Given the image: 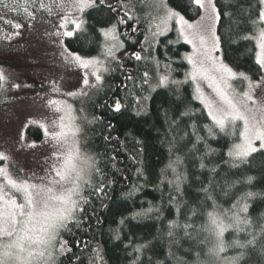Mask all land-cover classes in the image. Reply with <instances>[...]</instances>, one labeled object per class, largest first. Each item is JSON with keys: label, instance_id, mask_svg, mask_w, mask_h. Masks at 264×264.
<instances>
[{"label": "trees", "instance_id": "obj_1", "mask_svg": "<svg viewBox=\"0 0 264 264\" xmlns=\"http://www.w3.org/2000/svg\"><path fill=\"white\" fill-rule=\"evenodd\" d=\"M167 1L189 20L203 13L195 0ZM215 1L223 60L259 81L264 68L256 62L254 37L263 24L258 19L263 5L259 0ZM142 11L140 0H96L82 28L65 40L78 53H102L103 30L114 26L121 47L91 105L93 181L76 217L61 231L66 247L54 264H219L210 254L217 238L209 214L230 225L223 234L226 263L239 257L235 264H264V238L259 237L264 150L244 160L229 156L238 133L221 130L197 98L187 78L190 45L175 29L153 39ZM164 76L168 82L161 85ZM28 135L40 139L43 131L31 125ZM177 173L184 177L179 191L169 183ZM245 203L248 210L242 212ZM149 208L153 211L147 215H135ZM234 213L251 225L239 230ZM177 222L181 227L170 238L169 227ZM186 224L191 227L185 229ZM253 231L258 236L254 246L234 245L246 243ZM137 245L147 247L137 253Z\"/></svg>", "mask_w": 264, "mask_h": 264}, {"label": "rangeland", "instance_id": "obj_2", "mask_svg": "<svg viewBox=\"0 0 264 264\" xmlns=\"http://www.w3.org/2000/svg\"><path fill=\"white\" fill-rule=\"evenodd\" d=\"M54 1L57 18L45 27L28 26L17 17L16 20L8 17L0 18V72H3L5 77L0 80V153L7 157L0 159V169H5L13 179L24 178L37 185L52 179L51 168L57 163V157H61L66 150L65 146L53 139V135L61 131L68 137V146L75 141L81 153L91 157L95 166L96 160L90 144V128L93 125L91 105L101 95L103 79L114 67V60L121 47L118 32L116 28L112 31L114 27L112 26L103 30L106 46L102 53L86 55L69 49L65 40L70 36L63 33L72 31L75 34L80 30L84 24L86 12L91 7L85 5L81 8L77 0H63V8H61L58 7L61 0ZM201 2L203 13L196 20L187 19L177 9L171 7L167 0L163 2L162 0H140L143 7L140 15H142L141 18L148 20L153 39L174 29L181 35V27H183L181 38L190 45V50L185 53L186 59L189 62L191 58L196 62L197 67L202 66L206 73V75L198 74L193 80V64L189 62L187 78L193 85L197 98L209 112L208 101L220 103V97L215 88L225 87L220 82L221 76L227 78V85L230 86L227 90L237 99L244 92L249 91V82L239 75L233 78L221 69L222 64L234 73H242L223 60L219 39L216 47H213L214 38H219V18L217 19L212 8L214 3L218 10L216 1L201 0ZM164 3L184 16L188 24L181 25L177 17L169 21L166 27L162 25L157 34L156 24L165 14ZM65 16L69 18L67 29L60 27L64 23ZM71 20L79 22L80 29H77ZM261 23L263 24L259 29L264 28V22ZM15 24H20L22 27L17 29ZM189 24L192 26L189 27ZM189 40L192 43H189ZM69 53L98 61L99 70L93 73L91 68L84 69L75 61L74 56L69 58ZM97 75L100 77L99 80L96 79ZM84 79L88 80L87 85L84 84ZM250 79L252 82H258L251 77ZM210 84L213 86L210 87ZM253 96L254 99L264 102V85L255 89ZM249 107L254 105L250 102ZM31 125L42 129L43 136L40 139L28 135V127ZM243 127V121L240 120L226 123L225 128L238 133V140L234 146L242 142ZM255 143L259 148L260 142ZM93 171L94 167L81 181L79 196L74 197L77 200V210L73 213L72 220L81 208L87 186L93 181ZM0 190L3 192L4 199H15L18 204L24 202L23 193L8 185L3 174H0ZM46 201L45 194L33 189V202L37 212L51 211L50 208L45 209ZM39 219L37 217V220ZM219 219L225 224L222 217ZM36 227L39 228L40 224L37 223ZM58 241L54 248L50 249L51 260L46 253L41 264H44V261H47V264L55 263L63 243L61 232ZM23 255L26 257L27 253ZM215 257L219 264H230V262L226 263L227 260L222 258L221 253Z\"/></svg>", "mask_w": 264, "mask_h": 264}, {"label": "snow or ice", "instance_id": "obj_3", "mask_svg": "<svg viewBox=\"0 0 264 264\" xmlns=\"http://www.w3.org/2000/svg\"><path fill=\"white\" fill-rule=\"evenodd\" d=\"M259 2L261 5H264V0H259ZM77 3L81 8L85 5L88 7L95 6L94 0H92V2H89V0H77ZM195 3L203 7L201 0H195ZM41 7L47 6L41 5ZM58 7L63 8V0H61ZM212 8L218 19L219 12L215 8L214 3L212 4ZM164 9V16H162L159 23L156 24L157 34H159V29L162 25L166 27L169 21L177 17L181 25L188 24L184 16L169 8L166 3H164ZM48 10L51 11V8ZM24 11L29 16L32 15V13L28 12L26 7ZM258 19L260 22H264V9L259 11ZM9 23H11V21H9ZM68 23L69 18L65 16L64 23L60 27L67 29ZM71 23L74 24L77 29H80L81 25L79 22L71 20ZM14 26L17 29L22 27L20 24H15ZM188 26L191 27L192 25L189 24ZM112 31H115V27H113ZM63 34L67 36L74 35L72 31H65ZM181 35H183V27H181ZM218 39V37L214 38V48L218 43ZM254 39L259 49L256 53V62L261 68H264V28L259 29L258 35L254 37ZM188 42L192 43L191 40ZM201 42L203 43V38H201ZM193 47H195V45H193ZM68 56L69 58L74 56L75 61L84 69L91 68L93 73L99 70L98 61L94 59H84L78 54L70 53ZM136 58L140 59L139 54H136ZM189 62L193 64V80L197 78L198 74L206 75L202 66L198 68L196 62L191 58H189ZM221 69L233 78L239 75L249 82V91L244 92L243 95L237 99L234 94L227 90L230 87L227 85V78L221 76L220 82L223 83L225 87L221 88L217 86L215 88L217 95L220 97V103L216 104L212 101H208L207 103L209 108L208 114L221 130L226 127V123L229 121H243L244 127L241 133L242 142L234 146L233 150L229 152V156L234 159L244 160L252 153L264 150V102L254 99L253 96L255 89L264 85V77H261L258 82H252L250 77L243 73H234L225 65L221 64ZM4 78L3 72H0V80ZM96 79L99 80L100 77L97 75ZM83 82L85 85L88 84L87 79H84ZM167 82V76L160 78L159 83L161 85H166ZM18 86L19 85H17V87ZM209 86L212 87L213 85L210 84ZM250 102L254 107H249ZM116 107L118 110L120 107L119 103H117ZM188 114L187 111L184 113V115ZM209 132H211V129H209ZM53 139L56 140L58 144L65 146L66 150L61 157H57V163L52 166L50 171L52 179L47 183L37 185L28 182L24 178H20L19 180L13 179L5 169H0V174L4 175L7 184L16 191L23 193L24 196V202L18 204L15 199H4L3 192L0 190V264H41L46 253L48 259L51 260L52 252L50 249L54 248L55 244L59 242L58 237L61 230L66 228L67 224L73 218V213L77 210V200L74 199V197L79 196L81 181H83L85 176L93 169L94 161L91 157L81 153L75 141L68 146V137L63 131L54 134ZM256 141L260 142L259 148L256 147ZM6 158L7 157L3 153H0V159ZM176 163H182L179 157H177ZM169 167H172V165L170 164ZM201 167H203V165H201ZM173 171L175 172V168ZM183 178L182 173H177L175 181H169V183H175L179 191ZM249 180H251V178H249ZM33 189L47 196L44 207L45 209L50 208L51 211H36L33 202ZM247 195L252 196L253 194L248 193ZM247 210L248 205L245 203L240 211L247 212ZM151 211H153V209L149 208L135 215H147ZM209 215L212 231L217 238V244L215 248L210 250V254L218 256L226 250L223 234L230 225L223 224L217 216L212 214ZM37 217L40 219L37 220ZM233 221L234 225L237 226L239 230H244L243 227H240L241 225H251V221L246 217L241 219L239 213H234ZM37 223L40 224L39 228L36 227ZM121 223H123V221H121ZM178 227H181L178 222L170 225L168 231V236L170 238H174L175 229ZM183 227L187 229L191 227V225L186 224L183 225ZM185 234L187 235V232H185ZM249 236L251 238L247 240L246 243L234 241V245L241 248L254 246L258 239L256 232H250ZM259 237L264 238V225L260 226ZM65 247L66 242L61 244V251H63ZM146 247L147 245H137L135 251L140 253ZM262 251H264V249H262ZM25 252L27 253L26 257L23 255ZM100 259H102V257H100ZM238 259L239 257L233 258L230 264H235V261ZM44 264H47V261H44Z\"/></svg>", "mask_w": 264, "mask_h": 264}, {"label": "flooded vegetation", "instance_id": "obj_4", "mask_svg": "<svg viewBox=\"0 0 264 264\" xmlns=\"http://www.w3.org/2000/svg\"><path fill=\"white\" fill-rule=\"evenodd\" d=\"M54 5V0H0V18L16 20L17 17L28 26L45 27L57 18V9L56 5L53 7ZM25 7L32 13L31 16L25 13Z\"/></svg>", "mask_w": 264, "mask_h": 264}]
</instances>
